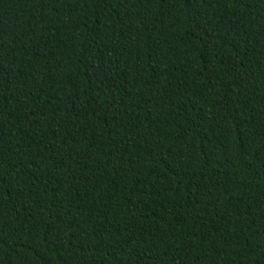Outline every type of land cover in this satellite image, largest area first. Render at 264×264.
<instances>
[{
	"label": "trees",
	"instance_id": "trees-1",
	"mask_svg": "<svg viewBox=\"0 0 264 264\" xmlns=\"http://www.w3.org/2000/svg\"><path fill=\"white\" fill-rule=\"evenodd\" d=\"M0 264H264V0H0Z\"/></svg>",
	"mask_w": 264,
	"mask_h": 264
}]
</instances>
